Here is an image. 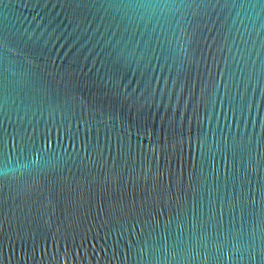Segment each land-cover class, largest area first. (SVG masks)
I'll return each mask as SVG.
<instances>
[{
	"label": "water",
	"instance_id": "obj_1",
	"mask_svg": "<svg viewBox=\"0 0 264 264\" xmlns=\"http://www.w3.org/2000/svg\"><path fill=\"white\" fill-rule=\"evenodd\" d=\"M0 264H264V0H0Z\"/></svg>",
	"mask_w": 264,
	"mask_h": 264
}]
</instances>
